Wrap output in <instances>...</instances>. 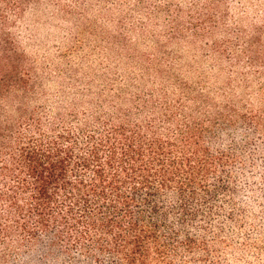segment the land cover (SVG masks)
I'll return each mask as SVG.
<instances>
[{
	"label": "trees",
	"instance_id": "16d2710c",
	"mask_svg": "<svg viewBox=\"0 0 264 264\" xmlns=\"http://www.w3.org/2000/svg\"><path fill=\"white\" fill-rule=\"evenodd\" d=\"M21 58L0 48V264H264V108L180 82L53 116Z\"/></svg>",
	"mask_w": 264,
	"mask_h": 264
},
{
	"label": "rangeland",
	"instance_id": "374dc122",
	"mask_svg": "<svg viewBox=\"0 0 264 264\" xmlns=\"http://www.w3.org/2000/svg\"><path fill=\"white\" fill-rule=\"evenodd\" d=\"M3 45L36 86L31 109L53 116L174 98L180 82L264 108V0H0Z\"/></svg>",
	"mask_w": 264,
	"mask_h": 264
}]
</instances>
